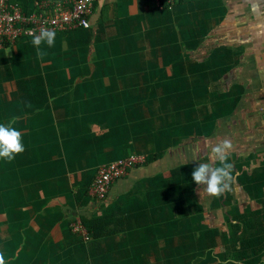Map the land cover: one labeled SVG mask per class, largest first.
<instances>
[{"label": "crops", "instance_id": "1", "mask_svg": "<svg viewBox=\"0 0 264 264\" xmlns=\"http://www.w3.org/2000/svg\"><path fill=\"white\" fill-rule=\"evenodd\" d=\"M89 21L43 59L33 38L0 46V123L25 148L0 158L7 264H264V0H95ZM224 138L236 182L212 197L191 173ZM131 154L145 164L91 201Z\"/></svg>", "mask_w": 264, "mask_h": 264}, {"label": "built area", "instance_id": "2", "mask_svg": "<svg viewBox=\"0 0 264 264\" xmlns=\"http://www.w3.org/2000/svg\"><path fill=\"white\" fill-rule=\"evenodd\" d=\"M95 0H29L23 9L16 0H0V46L15 44L33 36L27 31L39 34L41 28L54 30L56 34L69 33L90 27ZM178 0H150L154 7H169ZM146 159L137 154L122 157L102 165L94 179L85 188L86 196L94 202L107 198L111 186L124 178L128 171L145 164ZM70 231L82 241L91 239V234L78 217L69 223Z\"/></svg>", "mask_w": 264, "mask_h": 264}, {"label": "clouds", "instance_id": "3", "mask_svg": "<svg viewBox=\"0 0 264 264\" xmlns=\"http://www.w3.org/2000/svg\"><path fill=\"white\" fill-rule=\"evenodd\" d=\"M32 36V44L37 48V54L43 59L46 51L41 49L42 44L52 47L56 41V32L51 29L41 28L39 34L34 30H27ZM14 117L8 123H0V158L12 161L17 154L25 148L23 134L14 125ZM233 144L230 139L224 138L216 143L208 154V162L198 163L191 173L193 181L197 185H204L202 193L212 197H219L232 190L236 182L233 174V165L229 162ZM0 264H7L5 253L0 251Z\"/></svg>", "mask_w": 264, "mask_h": 264}, {"label": "trees", "instance_id": "4", "mask_svg": "<svg viewBox=\"0 0 264 264\" xmlns=\"http://www.w3.org/2000/svg\"><path fill=\"white\" fill-rule=\"evenodd\" d=\"M183 1H185V0H178L179 3L183 2ZM82 223H83V225L87 228V230L89 231V233L91 234V232H92V227H91V225L88 224L87 222H85V220H84V221L82 220ZM89 241H90V240H89ZM87 242H88V241H87Z\"/></svg>", "mask_w": 264, "mask_h": 264}]
</instances>
